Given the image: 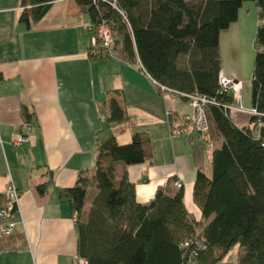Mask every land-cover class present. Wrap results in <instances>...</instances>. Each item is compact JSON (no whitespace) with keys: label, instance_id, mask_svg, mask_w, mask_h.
<instances>
[{"label":"trees","instance_id":"trees-1","mask_svg":"<svg viewBox=\"0 0 264 264\" xmlns=\"http://www.w3.org/2000/svg\"><path fill=\"white\" fill-rule=\"evenodd\" d=\"M75 1L89 14L95 36L104 23L114 35L111 51L101 48L94 54L92 45L89 55L110 59L116 53L122 61L140 65L162 93L182 95L190 103L192 95L205 97L214 144L212 175L198 171L194 181L200 221L189 215L184 189L175 186L176 180L139 204L126 170L116 175L117 162L127 168L149 161L151 141L145 132L137 131L127 144L115 137L98 144L93 172L79 176L65 191L78 212L77 258L87 264H219L237 248V264H264V0ZM245 1H254L259 10L249 109L257 114L240 127L230 110L237 102L219 83L220 34L239 19ZM21 3V21L31 27L54 0ZM100 43L97 39L99 47ZM122 97L116 90L107 102L113 123L126 122ZM32 115L24 112L25 122ZM38 190L45 194L46 184Z\"/></svg>","mask_w":264,"mask_h":264},{"label":"crops","instance_id":"crops-1","mask_svg":"<svg viewBox=\"0 0 264 264\" xmlns=\"http://www.w3.org/2000/svg\"><path fill=\"white\" fill-rule=\"evenodd\" d=\"M24 8L21 0H0V208L11 181L21 193L20 209L10 218L16 229L9 236L0 233V264H76L77 221L65 191L93 172L98 144L111 137L127 144L137 131L149 136V161L127 168L117 162L116 175L126 170L139 204L179 179L189 215L203 219L194 181L198 171L211 176L212 163L207 143L195 138L188 120L194 111L189 100L162 93L140 65L116 53L93 59L94 29L77 1L54 0L31 27L21 21ZM241 11L220 34L221 68L231 79L238 73L224 67V46H237L257 30L256 21ZM116 90L123 93L127 110L123 123L109 120L107 102ZM247 104L253 109L252 98ZM26 111L33 114L30 122H25ZM231 115L240 127L252 118L238 110ZM18 135L27 139L15 146ZM40 184H46L45 194ZM90 204L89 199L87 208ZM4 223L0 218V226Z\"/></svg>","mask_w":264,"mask_h":264},{"label":"built area","instance_id":"built-area-1","mask_svg":"<svg viewBox=\"0 0 264 264\" xmlns=\"http://www.w3.org/2000/svg\"><path fill=\"white\" fill-rule=\"evenodd\" d=\"M97 35L93 38V49L92 52L94 54H99L100 51L103 48L105 51H111L113 47L115 46L114 41V35L111 30V27H109L106 23L101 24L98 28ZM97 39L101 41L100 47L96 44ZM219 83L222 86V91L226 93H231L233 95V99L236 100L237 103H239L238 106H231L230 110H238L240 112L244 113H250L256 115L257 112L255 110H249L245 109L244 106L240 103L243 93V84L242 82H239L237 79H231L227 77L224 74V71L220 72L219 75ZM164 91H167L165 87L162 88ZM208 103V100L205 97H201L199 95H192L191 99V105L194 108L192 117H188V120L193 123V126L196 130V138L205 141L207 143V149H208V160L210 163H212V157L214 152V144H213V138H211V127L209 124L208 116L206 115V104ZM182 131H174L175 135H180ZM27 138L23 135H18L13 142V144L16 146V144H20V142L25 141ZM175 184L178 188H183L184 184L178 179L175 181ZM4 195V202L5 205L0 208V218L5 221L4 224H1L0 226V233L2 236H9L17 227V224L10 220L13 212H17L20 209V199H21V193L17 189L16 185L13 181H11L5 190L3 191ZM78 218V212L75 210L74 212V221H77ZM188 245V242H186L185 246ZM78 262L77 264H87V261L83 258H77ZM190 260H193V257H190Z\"/></svg>","mask_w":264,"mask_h":264},{"label":"rangeland","instance_id":"rangeland-1","mask_svg":"<svg viewBox=\"0 0 264 264\" xmlns=\"http://www.w3.org/2000/svg\"><path fill=\"white\" fill-rule=\"evenodd\" d=\"M241 14L247 18L256 21L258 25L259 15L258 7L255 2L245 1ZM258 27V26H257ZM257 31V30H256ZM255 35L251 37H243L237 46H232L230 43L225 47L223 51L224 67L230 71H237L239 82L243 84V98L244 104L248 107V102L251 101L252 92L250 91L251 79L254 72L255 54L257 48L254 46ZM245 106V107H246ZM246 107V108H247ZM176 186V185H175ZM177 187V186H176ZM237 248L231 250V252L222 260L219 264H237L238 254ZM77 264V262H76Z\"/></svg>","mask_w":264,"mask_h":264}]
</instances>
